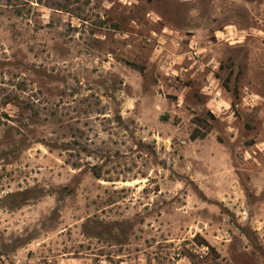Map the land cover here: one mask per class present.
<instances>
[{
  "label": "rangeland",
  "instance_id": "obj_1",
  "mask_svg": "<svg viewBox=\"0 0 264 264\" xmlns=\"http://www.w3.org/2000/svg\"><path fill=\"white\" fill-rule=\"evenodd\" d=\"M0 264H264V0H0Z\"/></svg>",
  "mask_w": 264,
  "mask_h": 264
},
{
  "label": "trees",
  "instance_id": "obj_2",
  "mask_svg": "<svg viewBox=\"0 0 264 264\" xmlns=\"http://www.w3.org/2000/svg\"><path fill=\"white\" fill-rule=\"evenodd\" d=\"M205 135H206V131L201 133L202 137L205 136Z\"/></svg>",
  "mask_w": 264,
  "mask_h": 264
}]
</instances>
